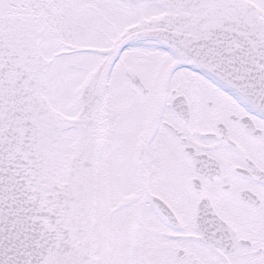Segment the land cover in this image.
<instances>
[{"label":"snow or ice","instance_id":"obj_1","mask_svg":"<svg viewBox=\"0 0 264 264\" xmlns=\"http://www.w3.org/2000/svg\"><path fill=\"white\" fill-rule=\"evenodd\" d=\"M0 264H264V0H0Z\"/></svg>","mask_w":264,"mask_h":264}]
</instances>
